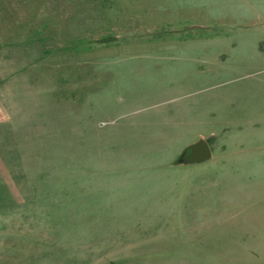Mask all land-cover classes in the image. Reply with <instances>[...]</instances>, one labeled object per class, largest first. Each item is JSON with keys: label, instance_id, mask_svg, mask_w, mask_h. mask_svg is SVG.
<instances>
[{"label": "rangeland", "instance_id": "374dc122", "mask_svg": "<svg viewBox=\"0 0 264 264\" xmlns=\"http://www.w3.org/2000/svg\"><path fill=\"white\" fill-rule=\"evenodd\" d=\"M0 264H264V0H0Z\"/></svg>", "mask_w": 264, "mask_h": 264}, {"label": "water", "instance_id": "95a60500", "mask_svg": "<svg viewBox=\"0 0 264 264\" xmlns=\"http://www.w3.org/2000/svg\"><path fill=\"white\" fill-rule=\"evenodd\" d=\"M213 146L208 140L200 139L184 149L179 157V164L183 166L197 165L212 159Z\"/></svg>", "mask_w": 264, "mask_h": 264}]
</instances>
